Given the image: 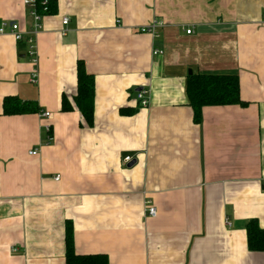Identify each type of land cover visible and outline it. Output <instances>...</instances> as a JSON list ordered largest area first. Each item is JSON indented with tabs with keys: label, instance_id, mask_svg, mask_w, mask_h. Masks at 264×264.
Here are the masks:
<instances>
[{
	"label": "crops",
	"instance_id": "crops-1",
	"mask_svg": "<svg viewBox=\"0 0 264 264\" xmlns=\"http://www.w3.org/2000/svg\"><path fill=\"white\" fill-rule=\"evenodd\" d=\"M53 2L36 64L0 34V264H66L67 226L76 255L109 264H264L245 228L264 229V0ZM27 13L0 0V24L28 32ZM153 20L157 36L139 33ZM78 62L91 125L74 101ZM189 71L237 75L246 106H204L196 124ZM6 97L38 112L4 116Z\"/></svg>",
	"mask_w": 264,
	"mask_h": 264
},
{
	"label": "trees",
	"instance_id": "trees-1",
	"mask_svg": "<svg viewBox=\"0 0 264 264\" xmlns=\"http://www.w3.org/2000/svg\"><path fill=\"white\" fill-rule=\"evenodd\" d=\"M53 0H47L45 10L40 5L39 12L50 15L55 9ZM77 71V95L74 98L76 108L88 125L92 123L94 85L93 77L86 73L83 63L78 62ZM186 97L193 112V121L198 124L201 121L202 107L204 106H231L236 104L245 107L239 95V81L235 74H191L187 78ZM63 101L62 110H67L66 101ZM2 114L4 116L23 115L25 113H37L38 106L34 102H22L16 97H6L2 101ZM246 243L248 250L264 253V229H261L255 219L249 220L245 225ZM65 263L66 264H109L105 255L79 256L74 252L72 245V233L69 226L65 228Z\"/></svg>",
	"mask_w": 264,
	"mask_h": 264
},
{
	"label": "built area",
	"instance_id": "built-area-1",
	"mask_svg": "<svg viewBox=\"0 0 264 264\" xmlns=\"http://www.w3.org/2000/svg\"><path fill=\"white\" fill-rule=\"evenodd\" d=\"M47 4V0H24V5L28 9V16L31 19V25H30V30L28 32H21L18 24L15 22H7V23H1L0 24V34H4L6 32H9L16 43L18 44H25L26 46V54L31 58L32 63L36 64L37 58H36V43H35V37L37 34L43 29L42 28V18H43V13L39 12L40 5L44 6L43 11L45 10V6ZM68 22V17L63 18L62 20V25L65 26ZM162 26L161 23L158 21H151L149 24H146L144 26H141L139 29V33H148L152 35L153 37L157 36L158 33V28ZM191 30L187 29L186 33H190ZM64 34V31L62 32ZM162 51L160 49H155L152 51V54L154 56L157 55H162ZM31 83L36 82V72L33 71V74L30 79ZM136 99L139 102V105L141 108L147 107L149 105V98L147 96V91L142 89L139 92L136 93ZM43 116L49 117L48 113H44ZM48 128V127H47ZM46 130H49L46 129ZM31 155H36L37 151L32 150L29 152ZM132 158L125 157L124 158V163H130ZM59 179V175L56 176L55 180L57 181ZM145 212L147 216H153L155 215V207L152 205L151 201L146 200V207H145Z\"/></svg>",
	"mask_w": 264,
	"mask_h": 264
},
{
	"label": "water",
	"instance_id": "water-1",
	"mask_svg": "<svg viewBox=\"0 0 264 264\" xmlns=\"http://www.w3.org/2000/svg\"><path fill=\"white\" fill-rule=\"evenodd\" d=\"M189 74H191V71H189Z\"/></svg>",
	"mask_w": 264,
	"mask_h": 264
}]
</instances>
